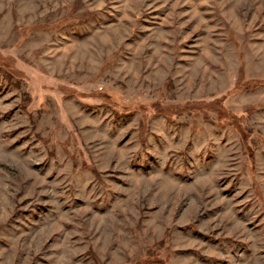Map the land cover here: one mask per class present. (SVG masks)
<instances>
[{
  "label": "rangeland",
  "instance_id": "1",
  "mask_svg": "<svg viewBox=\"0 0 264 264\" xmlns=\"http://www.w3.org/2000/svg\"><path fill=\"white\" fill-rule=\"evenodd\" d=\"M0 264H264V0H0Z\"/></svg>",
  "mask_w": 264,
  "mask_h": 264
},
{
  "label": "trees",
  "instance_id": "2",
  "mask_svg": "<svg viewBox=\"0 0 264 264\" xmlns=\"http://www.w3.org/2000/svg\"><path fill=\"white\" fill-rule=\"evenodd\" d=\"M157 261H159V263H162V261H160V260H157Z\"/></svg>",
  "mask_w": 264,
  "mask_h": 264
}]
</instances>
